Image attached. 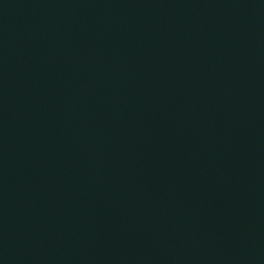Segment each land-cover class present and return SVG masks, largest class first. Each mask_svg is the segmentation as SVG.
<instances>
[{
    "label": "water",
    "instance_id": "95a60500",
    "mask_svg": "<svg viewBox=\"0 0 264 264\" xmlns=\"http://www.w3.org/2000/svg\"><path fill=\"white\" fill-rule=\"evenodd\" d=\"M0 264H264V0H0Z\"/></svg>",
    "mask_w": 264,
    "mask_h": 264
}]
</instances>
